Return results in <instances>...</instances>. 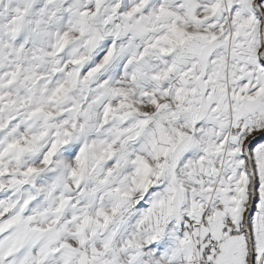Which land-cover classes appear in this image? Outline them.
I'll use <instances>...</instances> for the list:
<instances>
[{"label":"snow or ice","instance_id":"6c2138e0","mask_svg":"<svg viewBox=\"0 0 264 264\" xmlns=\"http://www.w3.org/2000/svg\"><path fill=\"white\" fill-rule=\"evenodd\" d=\"M0 264H264V0H0Z\"/></svg>","mask_w":264,"mask_h":264}]
</instances>
